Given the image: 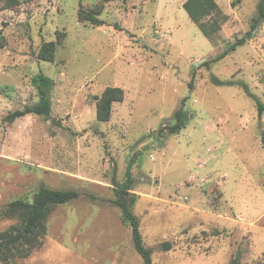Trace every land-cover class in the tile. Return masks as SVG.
Segmentation results:
<instances>
[{
    "label": "rangeland",
    "instance_id": "374dc122",
    "mask_svg": "<svg viewBox=\"0 0 264 264\" xmlns=\"http://www.w3.org/2000/svg\"><path fill=\"white\" fill-rule=\"evenodd\" d=\"M186 1L0 0V232L22 228L6 206L41 187L78 194L48 212L39 247L0 264H143L112 204L131 160L151 264H264V21L252 30L264 0H214L211 39ZM81 7L103 25L81 21ZM47 42L52 62L37 59ZM39 75L50 115L9 122L39 103ZM107 87L123 101L99 123ZM179 109L185 125L169 134Z\"/></svg>",
    "mask_w": 264,
    "mask_h": 264
},
{
    "label": "trees",
    "instance_id": "16d2710c",
    "mask_svg": "<svg viewBox=\"0 0 264 264\" xmlns=\"http://www.w3.org/2000/svg\"><path fill=\"white\" fill-rule=\"evenodd\" d=\"M188 18L197 25L200 33L207 39H211L219 30L217 22L212 21L205 25L202 20L214 14L218 6L214 0H187L182 5ZM79 19L89 22L95 26L103 25L94 11H88L82 7L78 12ZM259 21H264V7L260 5L259 16L254 19L252 30L255 29ZM251 38V32L240 40H236L228 49L224 50L218 56V59L224 58L230 51H234L237 46L243 45ZM55 54V44L53 42L43 43L40 47L37 59L44 62H52ZM215 82V81H214ZM35 86L39 89L40 101L32 107H26L23 111H16L8 116V121L13 122L23 116L37 114L48 117L50 115V102L47 98L46 91L51 88V81L43 75H39L34 79ZM191 88V84H190ZM95 116L99 123L109 122L112 113V105L123 101V91L118 87H107L100 97H96ZM264 112V108L260 107V113ZM187 119V113L179 109L174 113V124L167 126L166 130L169 134L178 133L184 127ZM162 128L158 133H162ZM264 140V138H263ZM134 161L131 160L127 172L126 179L123 182H117L116 178L112 179L114 190V199L112 204L117 207L121 214L124 225L128 226L131 231L132 242L136 252L140 255L143 264H151V250L146 248L143 243L140 223L138 217L132 212L134 205L133 197L130 191L134 185V179L131 174V167ZM78 198V194L70 190H52L41 187L33 196L31 203L21 200L13 201L6 206L5 215H17L24 221L21 229L12 227L6 231L0 232V260L11 261L16 258H25L29 253L42 244L43 224L48 212L57 206L65 205ZM40 230V231H39ZM164 251L170 249V243L160 244Z\"/></svg>",
    "mask_w": 264,
    "mask_h": 264
}]
</instances>
